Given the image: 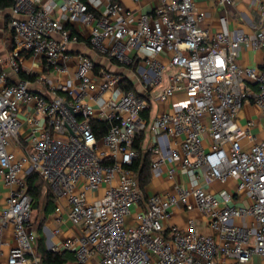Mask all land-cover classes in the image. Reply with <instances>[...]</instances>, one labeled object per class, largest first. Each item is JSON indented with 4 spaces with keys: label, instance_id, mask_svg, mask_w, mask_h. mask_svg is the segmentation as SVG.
I'll use <instances>...</instances> for the list:
<instances>
[{
    "label": "built area",
    "instance_id": "2783aa9c",
    "mask_svg": "<svg viewBox=\"0 0 264 264\" xmlns=\"http://www.w3.org/2000/svg\"><path fill=\"white\" fill-rule=\"evenodd\" d=\"M238 3L215 0L223 13L212 30L196 0H155L149 14L117 0H14L12 46L0 56V179L10 191L0 258L11 232L7 264H41L28 182L37 174L68 203L55 208L53 234L74 230L51 251L77 264H264V140L239 121L246 104L264 113V67L239 63L264 47V0H250L252 33L230 27ZM82 42L124 72L69 51ZM7 70L34 79L13 82ZM93 123L106 126L102 137ZM143 135L150 179L172 184L163 194L146 196L133 170ZM176 211L189 215L185 229Z\"/></svg>",
    "mask_w": 264,
    "mask_h": 264
},
{
    "label": "crops",
    "instance_id": "0c3cea01",
    "mask_svg": "<svg viewBox=\"0 0 264 264\" xmlns=\"http://www.w3.org/2000/svg\"><path fill=\"white\" fill-rule=\"evenodd\" d=\"M122 5H124L128 10L133 11L136 14H149L154 6L155 0H141L139 3H136L134 0H117ZM198 6L209 11L211 13V17L205 22V26L211 28L212 30H216L218 27V17L223 13L222 10H218L215 7V0H196ZM237 8H231L228 11V15L230 18V27L232 30H240L245 33H252L253 28L250 22H254V25L259 26L258 20L255 17L254 11L250 7V0H238ZM12 19L11 9L6 11H0V56L6 57L7 54L11 50L13 34L10 28V22ZM78 30L82 33L83 28L78 26ZM70 52H82L87 56L95 59L97 62L101 64L103 67H107L111 71L115 73H123L124 69L110 62H105L103 58L98 56L95 52L89 49L86 43L82 42L77 46H71L69 48ZM239 63L243 66L250 67H264V47L260 50H243L239 57ZM26 66L32 65L31 57L27 58L25 61ZM63 61L60 60L58 65H62ZM38 64H35V66ZM11 80L13 82H17L21 80V77L15 76L12 71L7 70ZM65 80V78H63ZM32 89L39 93H46V89L42 86H37L34 83L31 85ZM1 88V86H0ZM239 121L241 124L245 125L247 122H254V127L252 128V133L260 140H264V113L253 104H246L244 108L241 110L239 114ZM29 132V125L25 123L23 127V132L20 138L23 140V135H26ZM168 167H175L172 162L168 161ZM182 178H186V176L182 175V172L179 171L178 180L180 181ZM172 184L167 182L166 177L160 180H151L148 185L145 187L146 196L163 194L167 190L171 188ZM46 191V190H45ZM10 191L4 185L2 180L0 179V212L6 207V201L9 197ZM42 200L43 205L42 209H34V230L37 233L38 239L44 238V244L48 250H51L52 244H60L61 241L73 235V228L70 224H66L63 228V233L60 236H56L53 234L54 224H53V216L55 213V208L58 204L62 205L65 210L68 209V203L66 200H56L52 195L51 199L48 201L46 197H43ZM195 218L197 219L201 229L203 232H207V229L203 227L205 220L200 214H195ZM189 219V215L185 212L176 211L174 217L172 219V223L180 226L185 229L187 225V221ZM6 241L9 243L8 246L4 248V256L0 258V264H7L8 262V252L10 247L13 244V238L11 232H8L6 236ZM72 263L69 262L67 264H77L74 255L71 253Z\"/></svg>",
    "mask_w": 264,
    "mask_h": 264
},
{
    "label": "trees",
    "instance_id": "16d2710c",
    "mask_svg": "<svg viewBox=\"0 0 264 264\" xmlns=\"http://www.w3.org/2000/svg\"><path fill=\"white\" fill-rule=\"evenodd\" d=\"M14 0H0V11H6L12 8ZM21 79L24 80H33V77L26 76L21 74ZM127 89H134L133 85H126ZM94 131L96 132L98 138L102 137L103 133L106 131V126L100 123H93ZM147 143L145 142V135L139 138L135 146L140 152L138 160L134 163L133 170L136 174V177L139 181L140 187L144 190L145 187L150 182V161L151 154L146 147ZM30 184L31 196L33 199V210L37 209L42 194H46L45 197L49 201L52 197L51 192L46 189L44 182L39 178L37 174H33L28 178ZM46 190V191H45ZM39 254L41 258V264H67L70 262L71 253L61 252L56 253L51 250H48L44 244V238L38 240Z\"/></svg>",
    "mask_w": 264,
    "mask_h": 264
},
{
    "label": "rangeland",
    "instance_id": "374dc122",
    "mask_svg": "<svg viewBox=\"0 0 264 264\" xmlns=\"http://www.w3.org/2000/svg\"><path fill=\"white\" fill-rule=\"evenodd\" d=\"M103 60L106 62L105 59H103ZM109 70H110V69H109ZM110 71H111V70H110ZM155 94H156V93H155ZM146 147H148V146L146 145ZM45 195H46V194H42V198L45 197ZM42 198H41L40 201H39V204H38V206H37V209H42V206H44V205H43V202H44V201L42 200ZM34 218H35V216H34ZM33 227H34V224H33ZM70 262H71V263L73 262L72 259L70 260Z\"/></svg>",
    "mask_w": 264,
    "mask_h": 264
}]
</instances>
